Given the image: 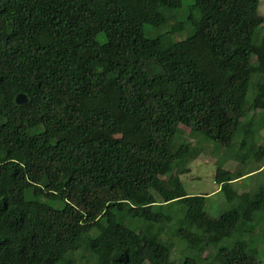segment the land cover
Returning a JSON list of instances; mask_svg holds the SVG:
<instances>
[{
  "label": "trees",
  "instance_id": "1",
  "mask_svg": "<svg viewBox=\"0 0 264 264\" xmlns=\"http://www.w3.org/2000/svg\"><path fill=\"white\" fill-rule=\"evenodd\" d=\"M260 6L0 0V264H264V183L213 217L180 140L238 162L219 186L263 171Z\"/></svg>",
  "mask_w": 264,
  "mask_h": 264
},
{
  "label": "rangeland",
  "instance_id": "2",
  "mask_svg": "<svg viewBox=\"0 0 264 264\" xmlns=\"http://www.w3.org/2000/svg\"><path fill=\"white\" fill-rule=\"evenodd\" d=\"M189 2L190 1H187V3ZM260 11L264 15V0H261ZM182 37H184L183 34L177 35V38L179 39ZM256 103H259V101ZM262 125L263 127L258 126L259 144H264V123ZM181 128L183 129V134L180 135V140L182 138L192 142L193 146L199 153L198 158L193 162H190V172L181 176L183 186L189 195L201 197L206 200L204 201L203 199L199 198L197 199V204L199 207L204 208L208 214L212 215L213 217H218L223 211L230 209L231 207L237 208L240 195L247 192H253L259 187V185L264 183L263 159V161L257 166V168L259 167L261 170H263L262 172L234 183H228L219 186L215 182L216 170L221 168L223 170L235 172L239 166L238 162L226 159L223 155L222 149L218 145H214L197 138V136L193 134L187 127L183 126ZM238 214L240 215L241 212L238 211ZM258 224L261 226V228H256L255 234L259 240H262V226L264 225V216L260 218ZM166 240L169 248H174L175 251L178 250L174 235L168 236ZM263 250L264 245L260 242L258 243L257 247H251L248 252L252 256L258 254L261 256ZM212 255L216 262H220L222 260V256L214 250L212 251ZM260 256L259 259H261Z\"/></svg>",
  "mask_w": 264,
  "mask_h": 264
},
{
  "label": "water",
  "instance_id": "3",
  "mask_svg": "<svg viewBox=\"0 0 264 264\" xmlns=\"http://www.w3.org/2000/svg\"><path fill=\"white\" fill-rule=\"evenodd\" d=\"M15 101L18 105H24L28 103V97L25 94L20 93L16 96Z\"/></svg>",
  "mask_w": 264,
  "mask_h": 264
},
{
  "label": "crops",
  "instance_id": "4",
  "mask_svg": "<svg viewBox=\"0 0 264 264\" xmlns=\"http://www.w3.org/2000/svg\"><path fill=\"white\" fill-rule=\"evenodd\" d=\"M218 190V189H217ZM219 191V190H218Z\"/></svg>",
  "mask_w": 264,
  "mask_h": 264
}]
</instances>
